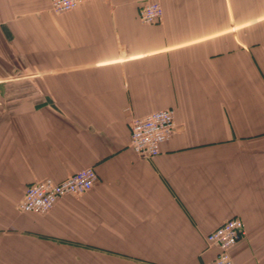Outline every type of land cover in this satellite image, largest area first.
I'll list each match as a JSON object with an SVG mask.
<instances>
[{
	"label": "crops",
	"instance_id": "obj_1",
	"mask_svg": "<svg viewBox=\"0 0 264 264\" xmlns=\"http://www.w3.org/2000/svg\"><path fill=\"white\" fill-rule=\"evenodd\" d=\"M164 109L176 134L140 158L131 123ZM87 168L91 191L18 211ZM234 218V264H264V0H0V264H207Z\"/></svg>",
	"mask_w": 264,
	"mask_h": 264
},
{
	"label": "built area",
	"instance_id": "obj_2",
	"mask_svg": "<svg viewBox=\"0 0 264 264\" xmlns=\"http://www.w3.org/2000/svg\"><path fill=\"white\" fill-rule=\"evenodd\" d=\"M95 0H51L56 13H66L76 9L82 3ZM164 10L159 1H148L140 12L144 24H155L162 20ZM175 112L171 109L155 111L131 123V149L143 159H152L161 153L164 143L176 134ZM98 181L94 168L81 170L61 182L46 179L28 187L17 209L22 213L47 214L54 209L57 202L65 196H80L91 191ZM244 223L231 219L207 237L210 245L218 249L216 258L207 264H234L232 251L245 238Z\"/></svg>",
	"mask_w": 264,
	"mask_h": 264
}]
</instances>
